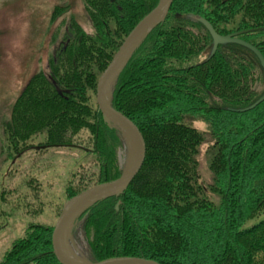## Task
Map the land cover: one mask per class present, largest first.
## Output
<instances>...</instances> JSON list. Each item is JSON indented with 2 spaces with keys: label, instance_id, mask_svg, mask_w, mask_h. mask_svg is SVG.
<instances>
[{
  "label": "trees",
  "instance_id": "trees-1",
  "mask_svg": "<svg viewBox=\"0 0 264 264\" xmlns=\"http://www.w3.org/2000/svg\"><path fill=\"white\" fill-rule=\"evenodd\" d=\"M157 3L83 0L94 34L74 18L62 19L56 52L30 76L2 122L1 152L7 157L33 145L83 153L65 184L66 201L122 173L121 140L98 109L97 79ZM66 7H56L53 17ZM198 16L221 35L238 33L264 57V0H173L113 86L111 104L141 130L145 157L124 191L76 218L93 229L90 261L139 257L160 264H264V100L247 111L231 110L264 94V70L253 52L234 43L219 45L209 57L212 38ZM196 121L205 122L206 129L199 130ZM202 146L209 182L200 173ZM82 162L94 171L87 173ZM39 184L28 181L31 188ZM51 230L30 226L0 264H59Z\"/></svg>",
  "mask_w": 264,
  "mask_h": 264
},
{
  "label": "rangeland",
  "instance_id": "rangeland-1",
  "mask_svg": "<svg viewBox=\"0 0 264 264\" xmlns=\"http://www.w3.org/2000/svg\"><path fill=\"white\" fill-rule=\"evenodd\" d=\"M65 6L53 17L56 7ZM67 18H74L88 33L94 34L84 13L83 0H0V263L12 243L23 237L30 226H53L66 202L67 179L83 158L77 149L43 151L40 145H33L16 157H7L1 152L2 122L9 117L11 105L30 76L56 52L64 32L60 21ZM195 126L206 129L203 121H196ZM84 135L81 133V138ZM118 135L121 146L117 148V158L123 172L125 144L120 130ZM205 147H201L199 165L202 180L209 182ZM84 164L87 173L94 171L93 165ZM30 180L40 183L38 189L28 185ZM92 236V226L83 219L73 221L68 242L77 256L82 255L88 261Z\"/></svg>",
  "mask_w": 264,
  "mask_h": 264
},
{
  "label": "water",
  "instance_id": "water-1",
  "mask_svg": "<svg viewBox=\"0 0 264 264\" xmlns=\"http://www.w3.org/2000/svg\"><path fill=\"white\" fill-rule=\"evenodd\" d=\"M173 0H158L156 6L145 14L123 39L108 65L100 73L96 84V103L104 121L112 124L118 130H127L133 139V152L128 166L121 175L108 182L93 185L80 193L69 198L63 205L61 212L56 218L50 235L52 252L59 264H160L159 262L139 257H113L101 261H88L76 259L67 255L62 248V236L67 226H72L73 221L85 210L96 202L124 191L134 176L139 171L145 157V141L141 130L129 117L111 104V93L115 81L127 64L128 60L145 40L148 34L161 23L171 7ZM196 19L208 30L212 38V49L209 57L213 56L217 47L222 44L234 43L246 47L258 58L264 70V57L260 51L250 43L237 37L238 33L221 35L215 31L212 25L204 18L198 16ZM112 89L108 92L109 85ZM264 100V94L253 104L243 109H231L243 112L253 109Z\"/></svg>",
  "mask_w": 264,
  "mask_h": 264
},
{
  "label": "bare ground",
  "instance_id": "bare-ground-1",
  "mask_svg": "<svg viewBox=\"0 0 264 264\" xmlns=\"http://www.w3.org/2000/svg\"><path fill=\"white\" fill-rule=\"evenodd\" d=\"M112 89V84L109 85L108 92H110ZM120 132L123 135V140L125 144V150L123 154L125 155V168L128 166L132 152H133V139L131 137V134L125 130V129H120ZM70 231V226H67L66 229L64 230L63 236H62V248L63 250L69 255L70 257L76 258L83 260L84 257L82 255L77 256L75 250L73 249V246L71 243L68 242V235Z\"/></svg>",
  "mask_w": 264,
  "mask_h": 264
}]
</instances>
